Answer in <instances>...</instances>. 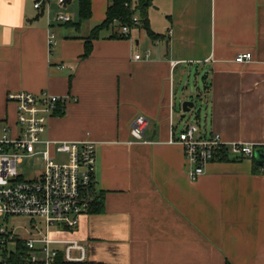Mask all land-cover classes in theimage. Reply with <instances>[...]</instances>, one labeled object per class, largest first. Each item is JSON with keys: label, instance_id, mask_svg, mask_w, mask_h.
<instances>
[{"label": "crops", "instance_id": "1", "mask_svg": "<svg viewBox=\"0 0 264 264\" xmlns=\"http://www.w3.org/2000/svg\"><path fill=\"white\" fill-rule=\"evenodd\" d=\"M35 1L0 0V120L14 119L8 93L47 90L69 99L44 137L95 142L102 211L62 235L103 264H264V173L228 152L191 180L182 147L169 143L196 123L198 136L264 145V0H152L149 25L163 38L141 25L128 37L112 28L87 56L110 2L91 0L95 24L83 27L53 20L71 0ZM245 52L251 59L236 62ZM192 67L203 83L194 121L175 93ZM139 115L146 142L130 134Z\"/></svg>", "mask_w": 264, "mask_h": 264}, {"label": "built area", "instance_id": "2", "mask_svg": "<svg viewBox=\"0 0 264 264\" xmlns=\"http://www.w3.org/2000/svg\"><path fill=\"white\" fill-rule=\"evenodd\" d=\"M47 1L36 0L34 8ZM56 1L65 4V0ZM53 20L66 23L71 17L68 13H57ZM132 23V27L120 25V34L128 37L132 28L141 25L136 14ZM54 42V34L49 33L48 44ZM143 57L147 58L148 53ZM135 58L142 59V55ZM250 59L251 53L245 52L235 61ZM68 99L67 95H55L47 90L39 94L25 91L7 94V100L15 104V112L13 121L0 120V264L11 255H19L28 264H57L60 253L63 264L87 260L86 246L62 233L72 231L97 200L95 142L44 137L57 105L65 104ZM146 126V118L139 115L130 134L146 142L143 136ZM198 131L197 124L190 123L178 133L177 139L169 140L182 147L191 180L202 176L207 164L224 148L226 153L240 157L254 155L253 144H226L218 133L198 136ZM37 157L43 162L41 171L33 179L23 178L17 166ZM15 218L27 219L28 225L10 226Z\"/></svg>", "mask_w": 264, "mask_h": 264}, {"label": "trees", "instance_id": "3", "mask_svg": "<svg viewBox=\"0 0 264 264\" xmlns=\"http://www.w3.org/2000/svg\"><path fill=\"white\" fill-rule=\"evenodd\" d=\"M151 4L152 0H111V2L106 8L104 20L95 27H93L90 31L89 36L85 39L83 56H87L90 53L92 48V40L97 39L99 37L100 32L109 29L115 21H117L119 25H128L132 27V19L135 14L139 17L141 26L146 29L148 35L153 40L163 38L161 34L153 32L150 28L148 19V8L151 6ZM77 8L78 21L77 23H75V25L79 26L83 21L88 20L91 17V0H77ZM61 106H63V104H58L55 111L58 110V107L61 108ZM257 149L264 152V145L254 146V151ZM226 150L227 149L224 148L219 152L220 159L226 157ZM250 158L253 162L254 172L264 173V163L262 165H258L257 161L254 158V155ZM98 199H100V195H98L97 200L91 205L89 210L90 212L99 213L102 211V203L101 200L99 201ZM3 264L28 263H25L19 255H11L9 259ZM57 264H63L61 253L58 255ZM66 264L103 263L86 260L84 262H68Z\"/></svg>", "mask_w": 264, "mask_h": 264}, {"label": "rangeland", "instance_id": "4", "mask_svg": "<svg viewBox=\"0 0 264 264\" xmlns=\"http://www.w3.org/2000/svg\"><path fill=\"white\" fill-rule=\"evenodd\" d=\"M111 2V0H108V3ZM62 12H67L71 17L73 21L78 20L77 16V1L71 0L65 8H62ZM95 23H90L89 20L83 21V27L84 26H93ZM119 29L120 25L118 23H114L111 25L109 29L103 30V33L109 32L111 29ZM196 67H192L183 78L182 82H177L176 87V101L180 102L183 100H190L194 103V106L188 111L184 112L185 118L189 119L191 121L195 120V116L199 114L202 106V102L199 99L202 93L203 89V83H202V75L200 73H197ZM200 72V70H199ZM202 121V120H201ZM200 121V124L203 126V123ZM41 158H34L32 160H24L23 163L19 164L17 166V169L21 176L25 179H33L35 177V173L38 171H41V165H42ZM27 226V219L25 218H15L14 221L10 222V226ZM18 233V231H17Z\"/></svg>", "mask_w": 264, "mask_h": 264}, {"label": "water", "instance_id": "5", "mask_svg": "<svg viewBox=\"0 0 264 264\" xmlns=\"http://www.w3.org/2000/svg\"><path fill=\"white\" fill-rule=\"evenodd\" d=\"M69 1V0H65ZM194 106V103L190 100H185L182 103V110L184 112H188L192 107ZM254 158L257 161L258 165H262L264 163V152L257 149L254 151Z\"/></svg>", "mask_w": 264, "mask_h": 264}]
</instances>
